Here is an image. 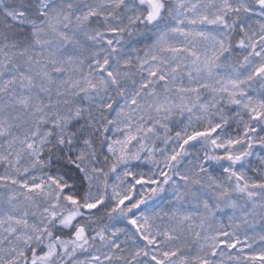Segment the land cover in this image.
Returning <instances> with one entry per match:
<instances>
[{"label":"snow or ice","instance_id":"obj_1","mask_svg":"<svg viewBox=\"0 0 264 264\" xmlns=\"http://www.w3.org/2000/svg\"><path fill=\"white\" fill-rule=\"evenodd\" d=\"M0 264H264V0H0Z\"/></svg>","mask_w":264,"mask_h":264}]
</instances>
